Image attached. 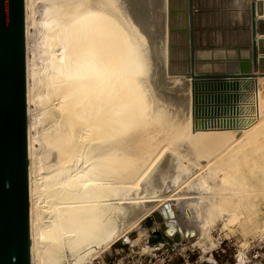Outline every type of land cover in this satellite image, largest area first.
Segmentation results:
<instances>
[{
    "label": "bare ground",
    "instance_id": "obj_1",
    "mask_svg": "<svg viewBox=\"0 0 264 264\" xmlns=\"http://www.w3.org/2000/svg\"><path fill=\"white\" fill-rule=\"evenodd\" d=\"M34 1L24 0L26 27ZM40 1L41 79L25 60L32 81L26 88L31 264H59L64 250L85 264L135 223L143 222L155 248L168 249L196 240L204 227L198 220L217 214L226 225L237 220L244 198L232 166L251 167L255 182L254 166L264 170V147L252 144L264 134V77L257 84L239 81L235 103L200 105L234 114L210 119L222 125L197 128L187 73L170 72L169 0ZM211 31L194 27L196 52L204 50L197 36ZM157 41L164 42L162 51L154 48ZM242 109L249 112L243 126L227 128ZM242 142L252 146L241 149ZM227 182L235 187L226 189ZM146 190L158 195L143 196ZM253 192L248 187L244 194ZM178 202L192 222L186 236L176 220ZM165 204L171 217L163 219ZM256 208L249 205L243 216L259 228Z\"/></svg>",
    "mask_w": 264,
    "mask_h": 264
},
{
    "label": "water",
    "instance_id": "obj_2",
    "mask_svg": "<svg viewBox=\"0 0 264 264\" xmlns=\"http://www.w3.org/2000/svg\"><path fill=\"white\" fill-rule=\"evenodd\" d=\"M249 7L251 50L247 59H238V66L225 72L203 73L197 71V60L201 58L195 52L193 35L194 27L200 28L194 14L198 7L195 0H187L186 76L190 80L193 125L197 128L222 125L221 120L210 119L234 114L231 109L200 105L235 103L239 99L235 94L239 81L264 77V40L256 39V15H261L264 4L251 0ZM258 33L264 35L260 30ZM197 117L203 120L194 122ZM27 128L24 0H0V264H31ZM159 214L163 219L171 217L166 204ZM150 223L148 219L144 224L149 227ZM186 235L187 232L183 234Z\"/></svg>",
    "mask_w": 264,
    "mask_h": 264
},
{
    "label": "rangeland",
    "instance_id": "obj_3",
    "mask_svg": "<svg viewBox=\"0 0 264 264\" xmlns=\"http://www.w3.org/2000/svg\"><path fill=\"white\" fill-rule=\"evenodd\" d=\"M87 1L89 2L92 1L93 4L98 5L97 0H87ZM169 1H170L169 2L170 6L168 9L169 30L166 36H168V38L171 39L172 42L170 43L168 41L166 43L168 50V61L170 62L171 75L181 76L185 71H186L185 73L188 72V62H189L187 0H169ZM34 2L35 3H33L32 8H30V18L27 21V27L25 21V51H26L25 60L27 58L30 62L29 65L31 67L34 66L33 67L34 70L40 73V74L37 73V76L39 75L37 78L41 79L44 74L45 61H44V56L40 54L42 53L43 47L39 45L40 30L38 29H40L39 21L43 11L42 8L43 5L40 0H36ZM205 3L209 8L207 9L208 11H205L204 9V6H206ZM195 5L199 6L198 10L195 12L196 24L199 27H204V25L208 24V26L205 27V29L213 30L211 32H216V33L210 32L209 34L208 32L206 33L204 32L201 35L199 34L196 39L197 47H199V45L204 44L206 42V39L212 40L210 41L211 42L210 44L214 42L220 43L218 41L219 37L222 38V40L225 39V44L227 45V47H233L234 46L233 40L235 36L233 34L235 33L233 32L229 35L228 33L221 34L217 32L218 31L217 29H219L218 26L219 23L224 24L225 25L224 28L234 27L235 21L241 18V13H237V12L235 13L232 10L234 8L240 9L241 0H195ZM132 23L134 22L132 21ZM174 39L176 40L174 41ZM229 39L232 40L230 41V44L232 43L230 46H228ZM163 43L164 42L159 41L156 46H154L156 43L153 46L155 49L160 50L161 48L164 47ZM162 50L163 49H161V51ZM213 54L211 53V57L206 58L205 60L204 59L197 60V65H196L197 71L202 70L204 72L207 71L211 72L212 70H214L213 72H225L233 68V66L234 67L238 66V59L235 57L234 51L231 52L226 51L225 56L221 59L214 58ZM198 55L199 54L197 53V57ZM185 62H186V66L184 64ZM253 82L257 84L260 83L261 80H256V81L254 80ZM31 84H32L31 80H29V82L28 80H26L27 89H28V85ZM243 97H244L243 102L248 103L247 101H250L251 97H249L248 94L243 95ZM40 109L41 107L38 106L35 114L37 113V111L40 112ZM240 113L242 114L241 118L239 121H237L235 126L233 124L232 126L227 128H233L238 126L241 127L242 118H244L242 116L248 115L249 112L247 111L246 113V111L242 109ZM33 116L36 117L37 114L34 115L33 112ZM31 123L32 120L28 118L27 119L28 127L30 126ZM227 128L225 127L220 129H203V130H207L209 132H220L223 131L224 129L226 130ZM28 130L29 129H27V132ZM261 138L263 142L264 134L263 137L262 136L258 137V139L256 138L255 141H253L255 142V144L252 143L253 146H255L256 150L264 147V142L262 144ZM260 142L262 147L260 145H257ZM242 143H241V149L242 148L244 149L245 146H252V145H246V142H244L243 144ZM241 157L244 158L243 155L240 153V158ZM232 167H234L235 168L234 171H236L234 172L235 175L233 176L234 177L233 181L234 183L241 182L242 183L241 190L243 189V193H242L243 196L241 195V197H243L244 199L242 198L243 201L242 203L240 202L241 205L239 204L240 205L239 209H241L239 211L242 212V214L238 212L239 213L237 219L238 221L234 220L232 221V223H228L226 225L224 224L225 222H223L219 218V214H217L216 219L213 218L214 222L211 221V219H209L210 221H208L207 219L204 221L198 220L201 225L202 224L204 225L203 230H201V235L199 233L200 236L197 237V239L194 241H187L177 246H171L170 253L164 254L162 258L173 257L176 264H191L200 261L212 263V264H258V259L254 260L253 254L255 253V251L260 252V254H264V170L261 169H260L261 171L259 170V168H261V165L254 166V168L256 169L255 173L258 174V180H256L255 182V180L252 181L251 179V175L253 174L252 173L253 170L250 169L251 167L247 165H243L242 168L240 167L238 169L237 164H235ZM246 176H248V179ZM183 186L184 184L181 187ZM226 187H227L226 189L230 190L232 189V187H235V184L232 185L231 182H227ZM248 187L249 189L254 190V192L251 193L252 195L244 194L245 189H248ZM137 193L138 192L135 193L134 197H136ZM144 195L154 196V195H158V193L146 190L143 193V196ZM252 204L253 207L254 206L257 207L256 210L258 209L257 214L259 220L258 222L259 228H255L254 226H249V222L251 218L249 219L248 217L245 219V217L243 216L246 213H248L247 210L245 211L243 209L245 208L247 209V207H249V205L252 206ZM241 206L244 208H241ZM156 208L157 206L154 207V209ZM177 208L179 210L176 209L175 211L177 214L176 220L179 223V225L183 227L182 228L183 231L186 232L187 231L186 229H189V227L192 225V222H189V218L186 215L185 210H187V208L181 202H178ZM137 224L135 223L133 226H130L129 228L123 230L124 232H122L120 239H118L116 242L111 244L109 248L98 251L85 264H97V262H102L110 258L117 257L120 254L127 252V250L142 251L145 254L152 255L151 248H155V247L152 244H150L148 240L149 231L147 230L144 231L141 228L143 222ZM61 255L62 256L59 264H75L73 256L68 251L64 250Z\"/></svg>",
    "mask_w": 264,
    "mask_h": 264
},
{
    "label": "crops",
    "instance_id": "obj_4",
    "mask_svg": "<svg viewBox=\"0 0 264 264\" xmlns=\"http://www.w3.org/2000/svg\"><path fill=\"white\" fill-rule=\"evenodd\" d=\"M250 2L251 0H241V6L240 9L238 8H234L232 11H234L235 13H241V18L237 19L234 23V27H239L240 30L235 31L233 35L234 36V46L233 47H227V45L225 44V39L222 40V38H218V41L220 43H212L210 44L212 40H208L206 39V42L202 45H199V47L203 48L204 50L201 51H197L198 52V57L201 59H206V58H210L211 57V53L213 54L214 58L217 59H221L225 56V52L226 51H234L235 53V57L237 59H247L248 57V51L251 50V37H250V26H249V13H250ZM255 2H263L264 4V0H255ZM206 5V3H205ZM196 6V5H195ZM197 7L199 8V6L197 5ZM205 11H208L207 9L208 6H204ZM194 14H196L194 12ZM256 22H257V36L256 39L257 40H264V35H259L258 31L260 30L261 33L264 34V10L261 13V15L259 16V14L256 15ZM260 23V24H259ZM208 24L204 25V27H200V29L202 30H206L205 27H207ZM219 29H218V33H228L231 34L233 32L230 31H225L223 29H225V25L224 24H218ZM260 28V29H259ZM223 30V31H222ZM210 32H208L209 34ZM211 33H216V32H211ZM201 35V34H200ZM230 40L229 39V44L228 46H230ZM263 45H264V41H263ZM196 52V51H195ZM258 56H261V54H258Z\"/></svg>",
    "mask_w": 264,
    "mask_h": 264
},
{
    "label": "built area",
    "instance_id": "obj_5",
    "mask_svg": "<svg viewBox=\"0 0 264 264\" xmlns=\"http://www.w3.org/2000/svg\"><path fill=\"white\" fill-rule=\"evenodd\" d=\"M249 118H253V120L256 119V114L254 113L253 115L249 116ZM170 248L164 250L151 248L152 255L145 254L142 251L127 250V252H124L117 257L110 258L102 262H97V264H176L173 257L162 258L164 254L170 253ZM253 259H258V264H264V254H260V252L258 251H255V253L253 254ZM201 263L202 262L200 261L191 264Z\"/></svg>",
    "mask_w": 264,
    "mask_h": 264
}]
</instances>
